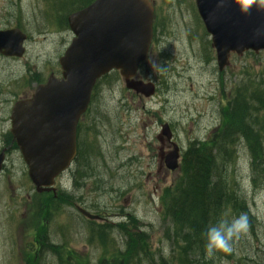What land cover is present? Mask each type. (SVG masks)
I'll return each mask as SVG.
<instances>
[{"label":"rangeland","instance_id":"obj_1","mask_svg":"<svg viewBox=\"0 0 264 264\" xmlns=\"http://www.w3.org/2000/svg\"><path fill=\"white\" fill-rule=\"evenodd\" d=\"M191 3L182 5L184 12L179 14L155 1L160 16L155 18L156 27L163 29L140 72L141 76L146 72L145 78L157 86L156 94L147 99L140 97L128 91L118 75L99 84L96 98L84 117L85 126L93 129V133L84 131V141L94 142L100 150L97 162L101 166L94 170L95 176L106 182L100 184V190H94L96 183L88 181L84 196L91 205L112 207L118 196L111 194L109 188L130 187L122 195L128 198L124 207L130 206L131 214L139 220L146 246L155 260L160 256L172 259V243L165 237L168 221L157 198L180 175V170H176L163 179L151 166L157 154L155 136L163 122L174 126L183 148L191 141L205 140L220 124V108L228 93L240 83L259 77L264 70L262 51L257 55L231 56L227 68L218 74L213 53L205 55L197 40L203 32L195 21ZM46 7L39 0H0V30L14 28L21 14L19 22L29 36L22 58L0 55V150L7 149L0 175V264H26L24 252L31 243L29 206L34 197L33 187L18 150L10 145L11 108L14 101L30 97L39 80L59 74L58 59L72 37L68 30L48 24L44 18ZM249 163L247 148L238 145L234 178L257 225L253 233L247 228L234 240L233 259H215L213 264H264V179L252 186ZM127 226V231H135ZM111 237L118 240L123 235L111 231ZM85 244L86 238H76L71 249L79 254L77 258L90 259V264L107 254L106 250L101 251L99 242Z\"/></svg>","mask_w":264,"mask_h":264},{"label":"water","instance_id":"obj_2","mask_svg":"<svg viewBox=\"0 0 264 264\" xmlns=\"http://www.w3.org/2000/svg\"><path fill=\"white\" fill-rule=\"evenodd\" d=\"M219 71L231 54L264 50V10L248 0H195ZM248 7L247 12L244 8ZM153 9L148 0H94L67 17L73 38L59 59L61 78L49 77L31 99L18 101L10 114V133L39 192L48 191L76 154V124L86 111L97 80L118 71L125 88L145 98L155 87L136 80L148 56ZM26 36L18 29L0 31V54L20 58ZM168 126H162L167 135ZM177 156L166 160L177 168ZM4 151L0 153V172ZM42 188V189H41ZM91 219H96L84 212Z\"/></svg>","mask_w":264,"mask_h":264},{"label":"trees","instance_id":"obj_3","mask_svg":"<svg viewBox=\"0 0 264 264\" xmlns=\"http://www.w3.org/2000/svg\"><path fill=\"white\" fill-rule=\"evenodd\" d=\"M43 1L52 9L53 15L50 17L57 22L62 20L59 26L67 28L66 16L86 6L92 0ZM19 21L18 19L16 27L22 29ZM115 77L118 78V73L111 72L97 81L93 100L96 98L99 84H106ZM239 85L229 93L219 129L207 143L194 142L187 147L182 155L177 181L164 191L163 213L168 221L165 237L172 243V259L160 256L155 260L153 253H150L146 246L145 234L129 232L126 230V225H118V229L126 238L124 250L117 249L113 261L106 262L102 259L97 264H213L215 259H233V250L231 253L216 252L212 257H207L204 233L209 226L222 220L231 222L240 214L247 215L248 228L252 233L257 225V219L234 178L233 165L237 146L243 144L250 156L252 186L256 183L259 185L264 179V70L259 77H252ZM9 140L11 141L10 135ZM93 143L80 142V140L78 142L75 164L78 174L85 176V179L96 175L94 170L101 166L100 162H97L100 150ZM131 220L132 224L136 223L135 218ZM132 227L135 228L134 225ZM25 262L47 264L38 260L33 261L29 253L25 254ZM55 264H90V262L75 261L70 255L67 262L59 261Z\"/></svg>","mask_w":264,"mask_h":264},{"label":"flooded vegetation","instance_id":"obj_4","mask_svg":"<svg viewBox=\"0 0 264 264\" xmlns=\"http://www.w3.org/2000/svg\"><path fill=\"white\" fill-rule=\"evenodd\" d=\"M155 1L156 0H152L154 5ZM173 1L176 6L184 3V0ZM189 1L190 0H186L185 4L189 3ZM159 2L163 3L166 10H172L173 12L178 11L173 5L168 4L166 0H159ZM155 11V15L158 17L157 7H155ZM162 15L163 14H161V16ZM155 39L156 38L153 37L151 48L155 47ZM137 77L140 79L142 78L141 75H137ZM169 126L172 132L170 137L164 135L155 136V140L158 143L157 154L154 156L151 165L155 166L156 174L158 176L161 175L163 179L167 177L168 173L174 172L167 169V158L177 152L180 160L183 150L179 144L174 126L171 123H169ZM76 130V142H78L79 135L85 131L83 115L77 123ZM96 176H90L85 179V176L78 174L75 165L71 166L62 174L60 177L62 181H57L54 189L51 191L37 193L35 187L31 184L33 187L32 195L34 197L29 206L31 243L28 249L33 261L38 260L41 263L55 264L59 261L67 262L70 255L75 261H79L80 258L76 257V255L78 256L79 254H76L74 250L71 249L74 239L76 238L80 241H83L85 238H92L91 240H95L101 244V248L102 245L106 246L104 247L105 249L102 248L101 251L106 250L105 252H107V254L104 258H100V260L104 259L106 262H111L116 257L115 248L117 244L113 242L111 231H115L117 223H122V221L129 223V226H133L131 223L132 214L130 212V206L124 207L128 198L124 199L125 196H122L130 187L116 190L109 188L111 194L118 196L112 207H98L95 206V204L91 205L84 196L88 181L93 180V182L96 183L95 187L97 190L101 189L99 183L105 182V180H100L96 178ZM148 176L149 175H147L146 180H148ZM133 187H137L135 183ZM142 187L141 185V188ZM157 199L159 209L162 210L160 195ZM120 202H123V204H120ZM84 212L102 220H92L88 218ZM137 224L139 225L140 223ZM98 231L102 232L99 233ZM86 246L90 245L87 244ZM101 251L99 255L102 253Z\"/></svg>","mask_w":264,"mask_h":264},{"label":"clouds","instance_id":"obj_5","mask_svg":"<svg viewBox=\"0 0 264 264\" xmlns=\"http://www.w3.org/2000/svg\"><path fill=\"white\" fill-rule=\"evenodd\" d=\"M248 4H255L258 9L264 10V0H248ZM248 7L244 8L247 12ZM248 228V217L240 214L233 218L231 222L220 221L209 226L205 233V255L212 257L216 252L231 253L232 241L239 238L240 234L246 232Z\"/></svg>","mask_w":264,"mask_h":264},{"label":"bare ground","instance_id":"obj_6","mask_svg":"<svg viewBox=\"0 0 264 264\" xmlns=\"http://www.w3.org/2000/svg\"><path fill=\"white\" fill-rule=\"evenodd\" d=\"M246 112V111H245ZM246 114V113H245ZM243 115V114H242ZM245 116V115H244ZM242 118V117H241ZM236 123V122H235ZM236 126V125H235ZM256 132V131H255ZM255 134V133H254ZM262 139V138H261ZM208 141H210V138H207V139H205V140H201V141H199V142H201V143H207ZM256 142H257V140H256ZM227 144V143H226ZM256 144V143H255ZM259 144V142L257 143V145ZM256 145V146H257ZM225 146H227V145H225ZM229 146V145H228ZM254 146V145H253ZM259 146V145H258ZM259 157V156H258ZM99 184H101V182L99 183ZM202 241V240H201Z\"/></svg>","mask_w":264,"mask_h":264}]
</instances>
